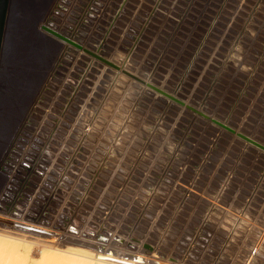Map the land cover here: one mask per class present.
Returning a JSON list of instances; mask_svg holds the SVG:
<instances>
[{"label": "rangeland", "instance_id": "rangeland-1", "mask_svg": "<svg viewBox=\"0 0 264 264\" xmlns=\"http://www.w3.org/2000/svg\"><path fill=\"white\" fill-rule=\"evenodd\" d=\"M26 1L0 21V232L264 264V151L42 29L264 145V0Z\"/></svg>", "mask_w": 264, "mask_h": 264}, {"label": "bare ground", "instance_id": "bare-ground-1", "mask_svg": "<svg viewBox=\"0 0 264 264\" xmlns=\"http://www.w3.org/2000/svg\"><path fill=\"white\" fill-rule=\"evenodd\" d=\"M68 1V0H66ZM65 1V2H66ZM20 2V1H19ZM18 2V3H19ZM28 2V0L26 1ZM24 2V3H26ZM23 3V2H22ZM63 3V2H62ZM61 3V4H62ZM23 5V4H22ZM63 5V4H62ZM15 6V5H14ZM46 7V5H43ZM64 6V5H63ZM25 7V6H24ZM23 7V8H24ZM13 8V6H12ZM19 8V7H18ZM13 10V9H12ZM17 10V9H15ZM25 10V9H24ZM16 14V12H15ZM91 14V13H89ZM88 14V15H89ZM94 15V14H93ZM91 15V16H93ZM26 17V16H25ZM89 17V16H88ZM94 17V16H93ZM15 18H17L15 16ZM27 18V17H26ZM27 20V19H26ZM25 20V21H26ZM14 21V20H13ZM12 21V22H13ZM10 22V21H9ZM29 22V21H27ZM31 23V22H30ZM29 23V24H30ZM11 24V23H9ZM17 24V23H16ZM15 25V23H14ZM13 26V25H12ZM15 27V26H14ZM10 28V27H9ZM16 31V30H15ZM56 32V31H55ZM10 33V32H8ZM12 33V32H11ZM10 33V34H11ZM32 33V32H31ZM17 34V33H16ZM61 35V34H60ZM64 36V35H63ZM66 37V36H65ZM15 38V37H14ZM68 38V37H66ZM45 39V38H43ZM69 39V38H68ZM13 40V39H12ZM46 40V39H45ZM71 42H74L75 44H77L81 49V52L82 51H87L89 55L93 56L94 58L98 57V58H101L103 59L104 61L110 63L111 65L115 66V67H118L119 70H122V71H126L127 73L131 74L132 76L134 77H137L139 79H141L144 84L143 85H146V84H151L147 79H142L140 78L139 76L135 75L134 73L130 72V70H125L121 67H119L118 65L114 64L115 60L113 62H111L110 59H105L103 57H101L100 55H98L97 53L89 50V49H86V47H84L83 45H80L78 44L76 41H73L72 39H69ZM5 41V40H4ZM3 41V42H4ZM38 42V41H37ZM48 42L47 41V45H48ZM65 42V41H64ZM10 43V42H9ZM50 43V42H49ZM41 44V43H40ZM65 44H67L64 48V50L68 49L69 47V43L65 42ZM52 45V44H51ZM39 46V45H38ZM49 46V45H48ZM72 47V46H71ZM74 48V46H73ZM77 48V47H76ZM100 49V48H99ZM72 50V49H71ZM79 50V49H78ZM98 52V51H97ZM101 53V52H100ZM86 54V53H85ZM87 56V55H86ZM96 56V57H95ZM105 57V56H104ZM121 58V56H118V58ZM90 58V57H89ZM88 58V59H89ZM92 58V57H91ZM123 58V57H122ZM90 60V59H89ZM92 60V59H91ZM124 60V59H123ZM97 61V60H96ZM90 62V61H89ZM98 62V61H97ZM101 62V61H100ZM121 63V62H120ZM102 64V63H101ZM118 64V63H117ZM104 65V64H102ZM126 66V65H125ZM108 67V65H107ZM111 68V66H110ZM111 70V69H110ZM114 71V70H113ZM121 71V72H122ZM118 73V72H117ZM120 73V72H119ZM124 74V73H123ZM122 74V75H123ZM119 75V74H117ZM127 76V75H126ZM129 77V76H128ZM134 80V79H133ZM17 83V82H16ZM136 83V82H135ZM142 84V83H141ZM146 87V86H145ZM188 105V104H187ZM1 107V106H0ZM1 108H4V107H1ZM7 109V108H6ZM5 110V109H4ZM203 112V111H202ZM205 113V112H204ZM197 117V116H196ZM206 120V119H205ZM6 122V120H4ZM2 125V124H0ZM6 158V157H5ZM23 196V195H22ZM21 199V198H19ZM102 224V223H101ZM119 226V225H118ZM30 227V226H29ZM115 227V226H114ZM121 227V226H120ZM134 227V226H133ZM137 227V226H136ZM19 228H21L19 226ZM82 228V227H81ZM107 228V227H106ZM113 228V227H112ZM26 229V228H25ZM110 229V227H109ZM87 230V229H86ZM122 230V229H121ZM81 231V230H80ZM84 231V230H83ZM90 231V230H89ZM108 231V230H107ZM114 231V230H113ZM119 231V230H118ZM127 231V229L125 230ZM136 231V229H135ZM92 232V231H91ZM95 232V231H94ZM109 232V231H108ZM107 232V233H108ZM116 229H115V233H116ZM23 233V232H22ZM88 233V232H87ZM129 233V232H128ZM135 233V232H134ZM137 233V232H136ZM25 234V233H24ZM81 234V233H80ZM89 234V233H88ZM132 234V233H131ZM31 235V234H30ZM106 235V234H105ZM109 235V234H107ZM112 235V234H111ZM114 235V234H113ZM23 236V235H22ZM20 237V238H19ZM19 237H16L14 235H9V234H5V233H1L0 232V264H143L144 260L142 258L141 255H131L130 257V261H126L122 259H119L118 257L120 256H115L113 254V252H111L112 249H115L112 248L110 249L109 248V251H102L103 253H100V254H95V253H90L88 251H85V250H69V249H65V248H58L57 247V244L53 243V242H56V241H45L46 243L47 242H51L53 245H50V244H43V245H40L36 242H32V241H29V240H25V239H22L21 236ZM94 237V236H93ZM104 237V236H103ZM119 237V236H118ZM92 238V237H91ZM101 238V237H100ZM120 238V237H119ZM29 239V238H28ZM136 239H139V238H136ZM143 239V238H141ZM31 240V239H30ZM81 240V239H80ZM142 241V240H141ZM144 241V239H143ZM105 242V241H104ZM140 242V241H139ZM145 243V242H144ZM127 244V243H126ZM133 245V244H132ZM136 245V244H135ZM139 246V244H138ZM60 247V246H59ZM130 247V246H128ZM141 247V245H140ZM95 248H97L98 250H100L99 246H95ZM121 248V247H120ZM123 248V247H122ZM126 248V247H125ZM134 248V247H133ZM137 249V247H135ZM143 249V248H142ZM118 250V248L116 249ZM139 250V249H138ZM141 250V249H140ZM139 250V251H140ZM122 251V249H121ZM127 251V250H126ZM138 252V251H137ZM36 253L38 255H36ZM127 253V252H126ZM128 253H130L128 251ZM139 253V252H138ZM149 253V252H148ZM116 254V253H115ZM32 255V256H31ZM36 255V257L34 256ZM129 257V256H127ZM121 258V257H120ZM126 258V257H125ZM142 258V259H141ZM128 259V258H127ZM134 259H136L137 261L139 262H135ZM146 262V261H145ZM148 263L149 264H169V262H166L162 259L160 260H156L154 259V262H150L148 260ZM146 264V263H145ZM175 264V263H174Z\"/></svg>", "mask_w": 264, "mask_h": 264}, {"label": "water", "instance_id": "water-1", "mask_svg": "<svg viewBox=\"0 0 264 264\" xmlns=\"http://www.w3.org/2000/svg\"><path fill=\"white\" fill-rule=\"evenodd\" d=\"M3 3H4V0H0V21H1L2 13H3V9H2ZM1 27H2V22H0V28H1ZM42 29H43L46 33H48L49 35H51V36H53V37H55V38H57V39H59V40H61V41H63V42L65 41V42H67V43H69V44H71V45H73V46H75V47H77V48H80L77 44H75L74 42H71V41H70L68 38H66L65 36L60 35V34H58L57 32H55V30H53V29H51V28H49V27H47V26H43ZM0 30H1V29H0ZM95 57H96V56H95ZM96 58H98V57H96ZM98 59L101 60V61H103L104 63H106V64H108V65H110V66H112V67L118 69V67H115V66L111 65L110 63L104 61L103 59H101V58H98ZM123 73H124L125 75L129 76L130 78H132V79H134V80H136V81H138V82L144 84V82H143L141 79L132 76L131 74L127 73L126 71H123ZM145 86L148 87L149 89L155 91L156 93L160 94L161 96H163V97H165V98L171 100L172 102H174V103H176V104H178V105H180V106L186 107L189 111H192L193 113H196L197 115L201 116L202 118H204V119H206V120H208V121H210V122H212V123H214V124H216V125H218V126L224 128L225 130H227V131H229V132H231V133L237 135L239 138L243 139L244 141H246V142H248V143L254 145L255 147H257V148H259V149H261V150L264 151V145H262V144H260L259 142H257V141H255V140H253V139H251V138H249V137L243 135L242 133H237L234 129L228 127L227 125L221 123L220 121H218V120H216V119H214V118H211L209 115H207L206 113H204V112L198 110L197 108L185 104V102H183L182 100L177 99V98H175V97H172V96L169 95L167 92L160 90V89H159L158 87H156L155 85H153V84H146Z\"/></svg>", "mask_w": 264, "mask_h": 264}]
</instances>
